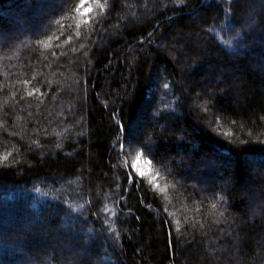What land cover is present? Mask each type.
I'll return each instance as SVG.
<instances>
[{"label": "trees", "instance_id": "obj_1", "mask_svg": "<svg viewBox=\"0 0 264 264\" xmlns=\"http://www.w3.org/2000/svg\"><path fill=\"white\" fill-rule=\"evenodd\" d=\"M78 5L0 0V264H264V0Z\"/></svg>", "mask_w": 264, "mask_h": 264}, {"label": "rangeland", "instance_id": "obj_2", "mask_svg": "<svg viewBox=\"0 0 264 264\" xmlns=\"http://www.w3.org/2000/svg\"><path fill=\"white\" fill-rule=\"evenodd\" d=\"M93 1H96V0H92V2ZM91 3H89L88 7L93 10V8L91 6ZM80 14H81V12H80ZM81 16L84 17L85 19L87 17V16H83L82 14H81ZM172 38H173V46H172L173 49L176 52L182 53L183 56H184V58H183L184 62H182L180 69L186 70L187 72H190V69H189L190 66L187 65V62H185V56H187V54L184 52V49H183L184 46H185V44H187L188 42H194L200 48V50H201L200 53H201V55H202V57L204 59H200L202 57H198V59L200 61H204L205 60V62H207V60L205 59V57L208 58V56H207V53L205 51L206 49H205L204 42L202 40V35H200V34L197 33V34H193V35H185L184 36L182 33H180L178 35L177 34H174L172 36ZM161 48H164V45H162ZM173 60H175V59L173 58ZM214 67L211 64H209V65L207 64L206 65V69L207 70H206V74L205 75L207 76V78L211 74L210 72L212 71V69H214ZM258 67H261V65L259 64L257 66H254V69H258ZM222 72H228L229 73V72H231V69L228 66V67H225V69L222 70ZM223 86L227 89V87H226L225 84ZM212 94H214V93L212 92ZM138 131H140V130H138V128H136V126H134L130 130V133L131 134H135ZM138 153H141V151L140 150H137L135 148H132V147H127V156H128V159H126V161L129 163V165L131 167V170L133 171V173L137 177L145 179L152 186H154V187L159 186V183H160L159 182V176L154 171V169L152 168L151 162L149 163L150 160L146 156H144V154L142 156H140L139 160H137ZM134 164H138V166L144 172V176H140V174L135 171V168L133 167ZM251 206H252V204H251V202H249L248 203V207H251ZM43 235L45 236V239H48V235L46 234V231L45 230L43 231Z\"/></svg>", "mask_w": 264, "mask_h": 264}, {"label": "snow or ice", "instance_id": "obj_3", "mask_svg": "<svg viewBox=\"0 0 264 264\" xmlns=\"http://www.w3.org/2000/svg\"><path fill=\"white\" fill-rule=\"evenodd\" d=\"M92 0H79V5L77 7V11L81 12L83 16H88L92 9L88 7L89 3H91ZM132 141H129V146L131 145ZM124 145H121V148H123ZM143 147H147L146 145ZM143 153H138L137 160H139L140 156H142ZM150 163V161H149ZM133 167L135 168V171L140 174V176H144V172L141 170V168L138 166V164H134Z\"/></svg>", "mask_w": 264, "mask_h": 264}]
</instances>
